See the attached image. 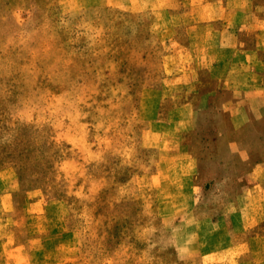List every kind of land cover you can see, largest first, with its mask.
Masks as SVG:
<instances>
[{
    "label": "rangeland",
    "instance_id": "rangeland-1",
    "mask_svg": "<svg viewBox=\"0 0 264 264\" xmlns=\"http://www.w3.org/2000/svg\"><path fill=\"white\" fill-rule=\"evenodd\" d=\"M0 264H264V0H0Z\"/></svg>",
    "mask_w": 264,
    "mask_h": 264
}]
</instances>
